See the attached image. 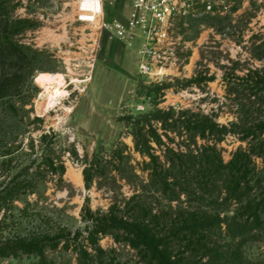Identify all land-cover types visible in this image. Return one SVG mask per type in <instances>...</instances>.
I'll list each match as a JSON object with an SVG mask.
<instances>
[{"label":"rangeland","instance_id":"obj_1","mask_svg":"<svg viewBox=\"0 0 264 264\" xmlns=\"http://www.w3.org/2000/svg\"><path fill=\"white\" fill-rule=\"evenodd\" d=\"M78 6L79 0H0V43L23 53L22 61H9L0 70V78L3 73L11 77L9 96L0 98V181L8 183L41 155L40 138L46 133L56 134L55 150L66 169L62 185H40L36 195L22 197L0 213L9 227L5 235L84 230L85 206L107 212L116 199L130 197L133 186L125 181L98 179L87 189L83 175L85 160L102 145L111 149L122 143L130 164L146 179L126 116L174 107L213 115L222 125H250L263 115L241 79L250 71L264 74V0H226L213 12L189 7L168 38L148 51L150 75L140 72V38L121 39L80 21ZM130 6V0H105L106 22L126 23ZM46 74L64 76L66 82L65 96L51 108L44 104L41 79ZM247 147L234 135L218 145L225 162ZM255 165L264 171L262 159ZM27 207L33 220L25 218ZM242 231L236 240L225 229L218 235L226 264H264V213L259 228L249 224ZM100 244L115 264H141L128 244L111 237ZM48 255L52 264H77L72 251ZM36 263L26 257L0 260Z\"/></svg>","mask_w":264,"mask_h":264},{"label":"trees","instance_id":"obj_2","mask_svg":"<svg viewBox=\"0 0 264 264\" xmlns=\"http://www.w3.org/2000/svg\"><path fill=\"white\" fill-rule=\"evenodd\" d=\"M22 54L19 47L0 43V70L9 61H22ZM10 80L3 73L0 98L9 96ZM241 82L263 108L250 125H222L213 115L174 107L124 117L134 150L144 159L140 170L146 179L130 164L122 143L111 149L102 145L85 160L83 175L87 189L98 179L122 180L133 186V194L116 199L107 212L85 206L84 230L5 235L9 227L1 220L0 260L26 257L52 264L48 254L63 250L76 253L77 264H115L100 244L111 237L135 250L141 264H226L218 235L225 229L236 240L243 227L259 228L264 213V171L259 173L255 165L256 159L264 161V74L250 71ZM231 135L248 147L225 162L218 145ZM55 138L54 132L43 134L41 155L8 183L0 181V213L22 197L36 195L40 185L63 184L66 169ZM234 205L233 213H225ZM23 213L26 220L35 218L28 207Z\"/></svg>","mask_w":264,"mask_h":264},{"label":"built area","instance_id":"obj_3","mask_svg":"<svg viewBox=\"0 0 264 264\" xmlns=\"http://www.w3.org/2000/svg\"><path fill=\"white\" fill-rule=\"evenodd\" d=\"M130 12L126 23L115 20L106 22L105 0H79L78 18L100 30L113 32L121 39L140 38L143 42L140 72L151 74L148 51L163 43L172 31L175 20L186 15L188 8L200 6L206 12L226 0H130ZM90 7V8H89Z\"/></svg>","mask_w":264,"mask_h":264},{"label":"bare ground","instance_id":"obj_4","mask_svg":"<svg viewBox=\"0 0 264 264\" xmlns=\"http://www.w3.org/2000/svg\"><path fill=\"white\" fill-rule=\"evenodd\" d=\"M41 83L45 86L44 104L48 108L54 107L58 99L65 96L64 86L66 82L64 76L57 77L46 74L41 79Z\"/></svg>","mask_w":264,"mask_h":264}]
</instances>
